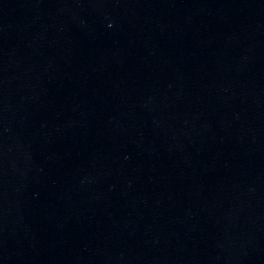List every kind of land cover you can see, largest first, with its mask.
<instances>
[{
	"label": "water",
	"instance_id": "95a60500",
	"mask_svg": "<svg viewBox=\"0 0 264 264\" xmlns=\"http://www.w3.org/2000/svg\"><path fill=\"white\" fill-rule=\"evenodd\" d=\"M0 264H264V0H0Z\"/></svg>",
	"mask_w": 264,
	"mask_h": 264
}]
</instances>
